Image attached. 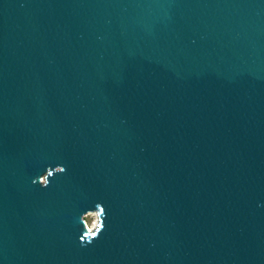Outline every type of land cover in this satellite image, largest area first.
<instances>
[{
  "label": "water",
  "instance_id": "95a60500",
  "mask_svg": "<svg viewBox=\"0 0 264 264\" xmlns=\"http://www.w3.org/2000/svg\"><path fill=\"white\" fill-rule=\"evenodd\" d=\"M0 264H264V0H0Z\"/></svg>",
  "mask_w": 264,
  "mask_h": 264
},
{
  "label": "clouds",
  "instance_id": "9594fccd",
  "mask_svg": "<svg viewBox=\"0 0 264 264\" xmlns=\"http://www.w3.org/2000/svg\"><path fill=\"white\" fill-rule=\"evenodd\" d=\"M66 168L63 166H56L54 169H47L44 174L38 178V184L41 189H47L50 187L51 181L59 175L66 174ZM37 181L33 180V184ZM107 210L97 203L94 206V210L90 209L84 212L79 217V223L82 225V235L79 237V243L81 246H90L94 241L98 240L101 234L106 230Z\"/></svg>",
  "mask_w": 264,
  "mask_h": 264
}]
</instances>
